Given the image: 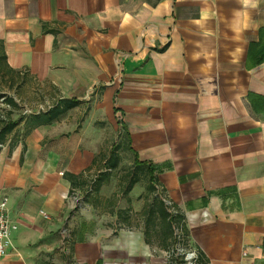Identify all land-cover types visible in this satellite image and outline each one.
I'll return each instance as SVG.
<instances>
[{"label": "crops", "instance_id": "crops-1", "mask_svg": "<svg viewBox=\"0 0 264 264\" xmlns=\"http://www.w3.org/2000/svg\"><path fill=\"white\" fill-rule=\"evenodd\" d=\"M0 48L8 72L78 100L32 128L11 118L0 199L16 229L0 264H168L142 225L70 226L65 174L120 138L201 264H264V0H0Z\"/></svg>", "mask_w": 264, "mask_h": 264}, {"label": "rangeland", "instance_id": "rangeland-1", "mask_svg": "<svg viewBox=\"0 0 264 264\" xmlns=\"http://www.w3.org/2000/svg\"><path fill=\"white\" fill-rule=\"evenodd\" d=\"M0 96L12 97L19 104L11 118H27L30 114L45 110L55 102L52 91L44 84L37 82L23 74L16 75L8 72L0 64ZM117 141L116 150L118 161L116 168L109 169L107 175H101L96 180V173L101 172L102 160L109 151V145H103L93 167L85 172V184L75 189L71 196V204L76 206L70 226L76 228L87 227L90 230H109L113 219L112 211H119V219L128 228L142 225L150 205L157 202L154 191L147 187L148 178L145 172H138V181L127 194H122L124 181L133 167V155L126 146V141ZM69 226V227H70ZM143 230V229H142ZM66 232V234H68ZM148 238H154L150 233ZM154 240V239H153ZM166 251V250H165ZM167 253V251H166ZM169 260V258H168Z\"/></svg>", "mask_w": 264, "mask_h": 264}, {"label": "trees", "instance_id": "trees-1", "mask_svg": "<svg viewBox=\"0 0 264 264\" xmlns=\"http://www.w3.org/2000/svg\"><path fill=\"white\" fill-rule=\"evenodd\" d=\"M262 60H264V58L259 59L258 62ZM0 64L3 68L6 67L5 56L2 48H0ZM0 98H3V103L8 106V109L3 111V117H0V144H3L6 135L9 134L16 125V123L11 119V116L14 110L18 109L19 104L10 96H0ZM77 103L78 100L74 98L59 99L46 111L40 112L39 114H30L27 118H25L24 124L27 128H32L40 124L50 123L66 113L68 110L75 107ZM20 119L22 120L23 118ZM118 147V144L113 145L109 153L104 158L101 172L97 171L95 175L97 181H100L101 175H107L109 169L116 168L118 161L116 150ZM128 150L133 154V167L126 176L122 194H127L133 185L138 181V172H145L148 178L147 188L150 191H154L158 199L155 205H150V208L145 216V220L143 221L144 235L147 238L150 236L151 232L154 233L155 240L167 252H175L178 243L184 247L188 246L181 217L174 214L171 206L164 201L152 166L149 163L137 160L135 153L130 147H128ZM65 177L70 182V194L74 189L80 188L86 182L83 172L77 175L66 173ZM112 214L114 216V221L119 219V211L117 209H113ZM176 230H179L181 233V242L177 239ZM170 256L168 264L181 263L182 257L180 255L172 253ZM198 257L201 262L202 259L199 253Z\"/></svg>", "mask_w": 264, "mask_h": 264}, {"label": "built area", "instance_id": "built-area-1", "mask_svg": "<svg viewBox=\"0 0 264 264\" xmlns=\"http://www.w3.org/2000/svg\"><path fill=\"white\" fill-rule=\"evenodd\" d=\"M8 109V106L3 103V98H0V117H3V111ZM1 145V144H0ZM16 229V226L11 222L8 209H7V199L2 197L0 199V257H3L10 253L12 247L11 233ZM177 239L181 242V233L176 230ZM167 252L166 256L170 259V255L178 254L182 257V261L179 264H201L198 257V252L189 247L181 246L177 244L175 252ZM177 264V263H174Z\"/></svg>", "mask_w": 264, "mask_h": 264}]
</instances>
